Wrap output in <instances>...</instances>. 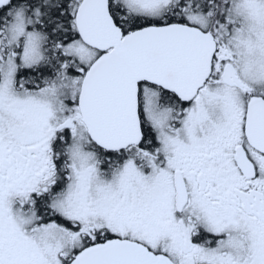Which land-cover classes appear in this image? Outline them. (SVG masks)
Wrapping results in <instances>:
<instances>
[{"label":"snow or ice","instance_id":"1","mask_svg":"<svg viewBox=\"0 0 264 264\" xmlns=\"http://www.w3.org/2000/svg\"><path fill=\"white\" fill-rule=\"evenodd\" d=\"M0 264H264V0H0Z\"/></svg>","mask_w":264,"mask_h":264}]
</instances>
